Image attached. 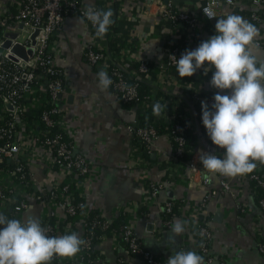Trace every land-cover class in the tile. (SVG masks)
Segmentation results:
<instances>
[{"label":"crops","instance_id":"obj_1","mask_svg":"<svg viewBox=\"0 0 264 264\" xmlns=\"http://www.w3.org/2000/svg\"><path fill=\"white\" fill-rule=\"evenodd\" d=\"M153 1L80 0L83 5L99 4L104 10L113 11L114 23L102 38L106 53L113 56L129 47V59L138 60L133 65L129 59H122L129 71H137L141 61L153 63L155 77L151 80L150 92L165 94L166 99L171 101V110L189 115L193 127L191 132L194 134L193 160L200 167V175L191 177L190 169L183 168L178 163L174 142L167 132L154 142L148 155V170L144 172L145 166L136 165L134 158L138 141L128 131L127 126L139 119L141 113L136 107L124 105L110 87L106 90L100 87L99 71L93 69L83 56L84 49L93 42L92 30L81 17L70 15L54 46L59 53L58 63L66 83L61 102L68 108V137L73 141L77 152L87 157L93 166V175L86 187L87 205L105 220L115 223L122 219L123 224H130L145 248L157 256L170 257L173 252L181 249H192L204 257L193 231L196 227L186 219L191 217L190 220L198 219L211 230L210 253L215 264H264V257L259 251V242L264 243V211L257 201L253 185L240 182L238 175L212 174L200 162L203 153L222 156V152L209 146L207 131L199 118V105L193 99L195 89L201 94L211 91L209 82L213 69H209L207 75L200 69L192 77L186 78L181 77L177 71L170 72L171 81L163 84L159 82V85L158 64L163 63L169 40L177 39L185 52L194 50L199 44L190 41L189 31L184 26L174 28L168 22L155 24V18L146 13V5ZM157 1H171L178 8L193 15H200L201 12L199 0ZM19 2L20 0H0V18L6 9L17 12ZM233 13L253 23L249 17L250 11L245 7L223 5L222 13L218 17ZM153 14H156L154 10ZM256 26L259 35L250 51L258 61H264V46L259 47L256 44L257 41L264 42V25ZM198 32L207 40L215 34V25L205 22ZM128 75L131 76V73ZM206 179L209 180L208 184L205 183ZM222 181L231 183L233 195L223 190ZM152 182L160 183L163 187L158 197L153 200L148 198L149 185ZM212 191L217 194L205 201V197ZM169 202L182 205V209H178L176 205L177 213L174 215L173 224L183 221L187 228L175 241L170 239L173 224L170 228L165 226V207ZM20 218H35L44 226L47 205L34 203ZM150 225L156 228L152 234L148 233ZM71 232L78 233L84 240L82 224H78L73 231L62 228L57 235ZM115 235L117 236L111 234L105 239L103 237L96 247L98 256L106 264H143L140 258L130 255L120 235Z\"/></svg>","mask_w":264,"mask_h":264},{"label":"built area","instance_id":"obj_2","mask_svg":"<svg viewBox=\"0 0 264 264\" xmlns=\"http://www.w3.org/2000/svg\"><path fill=\"white\" fill-rule=\"evenodd\" d=\"M199 1L200 15L182 10L171 1L164 3L157 0L146 5V13L155 18V24L168 22L174 28L184 26L189 31L190 41L198 44L205 40L198 32L199 29L205 22L217 18L222 13L223 5L248 8L250 20L264 25V0ZM92 6L104 9L99 4ZM88 7L80 0H20L17 12L6 9L0 18V213L18 219L34 203H40L47 205V220L43 227L49 236H58L59 230L55 226L67 221L68 217L72 220L63 226L65 231H73L78 224L83 227L85 244L82 250L72 258L55 256L50 264H88L86 256L93 245V232L87 229V225L90 222L93 229L97 225L96 220L92 219V209L87 205L86 193L93 175V166L87 157L77 152L73 141L68 137V108L61 102L66 83L58 63L59 53L54 45L70 15L81 17L92 30L93 42L83 51V56L91 67L99 72H107L112 80L113 94L124 105H131L140 113H145L159 103L163 110L161 117L167 124V134L178 145L175 152L178 163L183 168L190 169L191 177L200 175V167L193 157L189 161L183 160L186 131L193 129L189 115L171 110V101L163 93L159 95L149 92L146 96L141 94L138 83H132L130 79L134 82L141 81L140 75L149 72L151 68L153 70V63L141 61L137 71H129L122 60L124 57H131L129 47L113 56L106 53L102 38L95 34V27L86 18ZM21 23L24 25L19 29ZM7 31L19 32V36L8 39L5 37ZM37 31L40 34L33 45L32 37ZM8 41L11 45L5 48ZM256 44L264 46L262 40ZM17 45L33 49V55L28 61L13 54ZM184 53L185 50L177 43V39L169 40L163 63L158 64V83L171 81L170 72L177 71L176 58ZM129 60L133 65L138 63L137 59ZM194 91V103L201 108L202 102L212 105L217 89L212 88L207 94H201L196 89ZM178 117L184 125L179 123ZM127 129L138 141L134 158L136 165L145 166L143 170L146 172L149 168L148 155L160 135L154 126L142 127L139 119L128 125ZM256 163L257 167L252 173L238 175V178L240 182L251 183L258 198L259 190L264 191V174H260L264 163ZM208 182L206 179L205 183ZM221 186L226 193L234 194L229 181H222ZM162 188L160 183H150L148 198H157ZM216 194V191H212L205 197V201ZM258 203L264 211V198ZM176 205L174 202L167 203L165 213H172ZM177 208L182 209V205L178 204ZM174 217L170 215L165 220L166 227L172 226ZM190 218L186 217L187 222L195 226L199 233L198 247L205 257V264H215L210 253L211 230L205 223ZM111 224L112 221L105 220L104 230L109 229ZM155 231L154 225H150L148 233ZM111 234L117 236L116 232ZM120 237L129 244L133 254L143 264H167L169 257L157 256L143 247L130 224L123 225ZM259 243V251L264 257V243ZM89 264L106 263L97 256Z\"/></svg>","mask_w":264,"mask_h":264},{"label":"clouds","instance_id":"obj_3","mask_svg":"<svg viewBox=\"0 0 264 264\" xmlns=\"http://www.w3.org/2000/svg\"><path fill=\"white\" fill-rule=\"evenodd\" d=\"M215 17V16H213ZM86 18L103 38L114 23L111 9L89 5ZM216 32L194 50L176 58L181 77H192L198 70L211 71L210 86L218 91L211 106L202 102V124L212 143L222 149V156L203 153L200 162L212 174L237 176L252 173L257 161L264 163V61L251 53L259 29L238 14L218 17ZM99 85L112 84L107 72L98 73ZM161 105H154L159 114ZM187 231L183 221H176L170 239ZM85 241L78 233L49 236L39 220L12 219L0 213V264H50L55 256L72 258ZM167 264H204L197 251L181 249Z\"/></svg>","mask_w":264,"mask_h":264},{"label":"trees","instance_id":"obj_4","mask_svg":"<svg viewBox=\"0 0 264 264\" xmlns=\"http://www.w3.org/2000/svg\"><path fill=\"white\" fill-rule=\"evenodd\" d=\"M254 25H256V23L253 22ZM139 68V66H138ZM136 68V69H138ZM142 77L141 81H137V82H134L133 79H130V81L132 83H138L139 85V89H140V92L141 94L143 95H147L150 91H151V80L155 77V74L151 68V70L147 73H143L140 75ZM111 91L113 90L112 86L110 85L109 86ZM143 95V96H144ZM128 106H131V105H128ZM199 109V118H200V122H202V108H200V106L198 107ZM162 110L159 112V114H156L154 112V108H150L149 110H147L145 113H141L139 115V121H140V124L142 127H149V126H154L156 127L159 135H162L163 133L167 132V124L166 122L164 121V119L161 117L162 115ZM179 118V117H178ZM179 121V123L181 125H184L182 123V121L179 119H177ZM186 136H185V145L183 147L184 149V157H183V160L185 161H189L191 160V158L193 157V154H194V149H195V146H194V134H192L191 130H187L186 131ZM206 138L208 140V143H209V146L215 150H217L218 152H223L222 149H219L217 146H215L212 141L210 140V138L208 137V135H206ZM174 148H175V152H176V149L178 148V145L174 142ZM149 159H150V156H148ZM261 171H260V174L263 175L264 174V164L261 166ZM264 198V191L263 190H259V196L257 198V201H259L260 199ZM79 200H77L78 202ZM92 219L96 220L97 222V225L95 226V228L93 229V226H91V223L89 222L88 225H87V229L90 230L91 232H93V245L92 247L89 249L88 251V255L86 256V259L89 260V261H92L94 260L97 256H98V250L96 248V246H98L99 242H100V239L101 237L103 236H110L112 232H116L117 234H121L122 233V228H123V220L120 219L119 221L115 222V223H112L110 226H109V229L107 230H104V223H105V219L103 217H101V215H99V213H97L96 211H92ZM177 212H176V207L173 208L172 210V213H166V217H165V220H168L169 216L170 215H175ZM12 219H14V217H11ZM72 218L71 217H68V220L65 222V223H60L58 226H55V228L59 231H61V229L63 228L64 225H66L67 223H69V221H71ZM193 231L195 232L197 238H199V233L197 231L196 228H193ZM123 243L127 246L128 248V251L130 253L131 256L133 257H137L136 254H133V252L131 251L130 247H129V244L126 243L125 241H123ZM140 243L143 247L144 244L143 242L140 240ZM89 261H88V264H89Z\"/></svg>","mask_w":264,"mask_h":264},{"label":"water","instance_id":"obj_5","mask_svg":"<svg viewBox=\"0 0 264 264\" xmlns=\"http://www.w3.org/2000/svg\"><path fill=\"white\" fill-rule=\"evenodd\" d=\"M217 19H219L218 17L211 20L210 22L214 25H216V21ZM23 23H21L19 25V29H22L23 28ZM40 32L37 31L36 34L32 37V42H33V45L35 44L36 42V39L37 37L39 36ZM19 36V32H14L12 33L11 31H7L5 33V37H7L8 39H15ZM11 45L10 41H8L6 44H5V48H8L9 46ZM13 54L14 55H17L21 58H23L25 61H28L32 55H33V49L32 48H26V47H23L21 45H17L14 47L13 49ZM12 60H15L13 57H10Z\"/></svg>","mask_w":264,"mask_h":264}]
</instances>
